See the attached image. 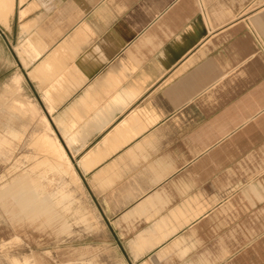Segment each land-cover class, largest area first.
<instances>
[{"label": "crops", "instance_id": "0c3cea01", "mask_svg": "<svg viewBox=\"0 0 264 264\" xmlns=\"http://www.w3.org/2000/svg\"><path fill=\"white\" fill-rule=\"evenodd\" d=\"M4 63L120 264H264V0H0Z\"/></svg>", "mask_w": 264, "mask_h": 264}, {"label": "rangeland", "instance_id": "374dc122", "mask_svg": "<svg viewBox=\"0 0 264 264\" xmlns=\"http://www.w3.org/2000/svg\"><path fill=\"white\" fill-rule=\"evenodd\" d=\"M3 67L0 83L6 78L5 63ZM14 80L17 83L19 79ZM40 132L62 162L69 163L39 108L23 99L18 88L8 91L5 82L0 85V137L7 140V145L0 146V191L26 176L27 187H22L14 199L24 198L25 204L37 205L48 215L46 220L31 219L33 212L37 213L31 209L22 216L14 210L18 201L12 207L9 196L0 198V264H120L115 240L86 196L72 165L69 172L51 169L47 163L50 155L35 149L31 138ZM72 175L76 181L71 180ZM30 176L35 177L37 186Z\"/></svg>", "mask_w": 264, "mask_h": 264}, {"label": "bare ground", "instance_id": "6f19581e", "mask_svg": "<svg viewBox=\"0 0 264 264\" xmlns=\"http://www.w3.org/2000/svg\"><path fill=\"white\" fill-rule=\"evenodd\" d=\"M8 133H10L12 136H16L18 137L19 135L13 131H8ZM31 142L33 143L35 149H37L39 152H45L48 153L50 155L49 160L47 161V163L50 165L51 169H54L56 171H68L69 172V168H71V164L70 162L64 164L58 154V152L56 151V149H54L50 143L48 142V140L46 139V135L43 132L37 133L36 135H33L31 138ZM1 145H7V140H5L3 137H0V146ZM73 176V175H72ZM72 181H76L75 176L71 177ZM30 181L31 183L35 184V186H37L36 184V179L35 177L30 176ZM28 185V181L26 180V176L22 177L16 181H14L13 183H11L6 189H4L3 191H0V198L3 197H7L9 196V199L12 201V207L14 206V201H18L14 210L17 212H19V214L21 213L22 216L24 213H27L29 210H34L37 213L33 212V217L31 215V219H35V218H39V217H44V219L46 220L48 218V215L44 213V211L42 212L40 210V208L37 205L30 206L28 204H25V199H19L16 200L15 195L17 192H21L23 190L22 187H27ZM20 202L22 203V206H20ZM11 207V208H12ZM22 207V208H21ZM21 217V216H19ZM57 219L54 218L53 221H55ZM48 223V222H47ZM63 225V224H62ZM26 262V260H24ZM13 264H21L18 261H15Z\"/></svg>", "mask_w": 264, "mask_h": 264}]
</instances>
